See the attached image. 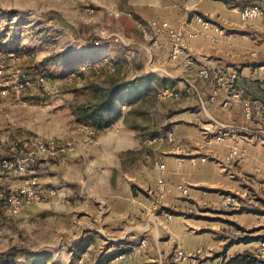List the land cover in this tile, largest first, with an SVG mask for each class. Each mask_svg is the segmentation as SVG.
I'll list each match as a JSON object with an SVG mask.
<instances>
[{
  "label": "crops",
  "instance_id": "crops-1",
  "mask_svg": "<svg viewBox=\"0 0 264 264\" xmlns=\"http://www.w3.org/2000/svg\"><path fill=\"white\" fill-rule=\"evenodd\" d=\"M252 4L264 11V0H164L136 11L139 22L167 21L183 32L196 28L202 34L184 39V55L178 61L169 58L163 36L158 47L147 50L151 70L163 71L184 85L150 92L159 102L148 110L145 141L122 115L110 120L116 133L100 135L95 158L79 164L82 150L58 158L64 180L81 184L89 176L100 184L58 217L72 226L76 215L83 216L87 228H79L83 222L77 221V238L87 244L93 232L100 233L111 242L104 251H112V264L119 255H124L119 264H182L172 260L180 253L195 256V264H264L258 255L264 241V197L258 189L264 182V16L242 21L239 15ZM197 16L212 27L202 29L194 21ZM184 57L191 58V66L183 67ZM202 69L209 70L206 80L199 76ZM233 74L235 91L255 112L252 124L245 122L241 102L223 106V86L216 100L209 101L214 81L229 83ZM217 134L224 142L208 143ZM146 143L148 153L141 151ZM233 145L245 149L246 155L227 163ZM128 152L135 154L125 169ZM155 161L165 166L163 194L157 190ZM179 187L187 189L186 196ZM227 198L233 199L228 209ZM228 223L262 239L230 245L241 232ZM142 240L145 247L139 249Z\"/></svg>",
  "mask_w": 264,
  "mask_h": 264
},
{
  "label": "rangeland",
  "instance_id": "rangeland-1",
  "mask_svg": "<svg viewBox=\"0 0 264 264\" xmlns=\"http://www.w3.org/2000/svg\"><path fill=\"white\" fill-rule=\"evenodd\" d=\"M163 3L0 0V253L17 250L14 257L0 259V264H112V251H104L111 242L104 241L100 233L93 232L87 244L77 238L76 222H83V216L75 214L72 226L68 219L58 217L68 212L72 202L84 201L92 188L100 189L95 177H83L81 184L70 182L62 177L58 158L43 161L35 174L42 189L55 190L56 197L12 215L7 212L6 199L22 178L8 171L4 163L13 159L15 148L35 138L71 142L74 152L62 158L82 150L79 164L90 156L95 158L100 153V135L117 132L110 126L114 116L84 121L93 113L86 105L103 98L130 95L128 104L119 105L121 113L114 119L124 115L140 132L141 140H146L147 113L157 101L150 92L184 85L146 65L147 50L153 45L143 38L136 11ZM84 128L98 132L93 131L95 144L83 143ZM141 151L148 153L147 143ZM132 154H126L125 169L132 165ZM79 228L87 226L83 222Z\"/></svg>",
  "mask_w": 264,
  "mask_h": 264
},
{
  "label": "built area",
  "instance_id": "built-area-1",
  "mask_svg": "<svg viewBox=\"0 0 264 264\" xmlns=\"http://www.w3.org/2000/svg\"><path fill=\"white\" fill-rule=\"evenodd\" d=\"M130 14V12H127ZM240 18L242 21L253 20L255 18H261L264 16V11L258 5H248L243 7L240 10ZM130 16V15H128ZM194 21L197 24H200L202 29L207 30L212 27V25L203 20V18L197 16L194 17ZM138 28L145 39L152 40L153 47H157L158 38L165 36L169 42V58L172 61H178L184 55L183 41L185 38L194 40L197 37L201 36L202 32L194 28L190 31L183 32L182 29H176L172 27L167 21H152L149 24H144L138 22ZM152 32V35L150 34ZM184 68H187L192 65V60L189 57H184L182 61ZM264 72V67L262 68ZM199 76L201 79L206 80L209 78L210 73L208 69H202L199 71ZM235 74L230 76L229 83H224L221 78L214 81L211 86L209 101H215L218 97L220 87L223 86L226 93V100L223 103L224 107L231 106L232 103L241 102L242 111L244 120L248 124L253 123L254 111L250 103L242 101L239 92L235 91L233 82L235 80ZM87 130V136L83 139V143L87 145H93L96 142V137L94 132L90 129L84 128ZM244 132H248V128L242 129ZM216 141L218 143L224 142V136L222 134H217L208 140V143L211 141ZM74 145L71 142H57L52 139H41L35 138L24 142L15 148V156L9 162L4 163V167L11 171L16 176L22 178L17 189L11 191L6 199L7 212L12 215L18 214L23 209L40 204L45 201L47 198L56 197L55 190H45L42 189L38 181V176L35 174L36 168H38L39 163L46 161L48 159H56L69 155L74 152ZM246 155V150L243 148H238L236 145H233L229 148V152L225 157L227 163H231L234 160H242ZM204 159H202L203 161ZM154 167L158 173L157 180V190L159 194H163L165 190V182L162 178V175L165 171V166L159 162H154ZM258 189L261 195L264 197V182H261L258 186ZM183 196H186L188 191L185 188L179 187ZM233 199L227 198L225 200V205L232 204ZM164 217H169L168 214L161 213ZM145 247V241L142 240L138 244V248L142 249ZM259 257H264V241H261L258 249ZM124 255L117 256L116 260L123 259ZM173 262L182 263V264H195L197 258L195 256H188L185 254H178L174 257Z\"/></svg>",
  "mask_w": 264,
  "mask_h": 264
},
{
  "label": "trees",
  "instance_id": "trees-1",
  "mask_svg": "<svg viewBox=\"0 0 264 264\" xmlns=\"http://www.w3.org/2000/svg\"><path fill=\"white\" fill-rule=\"evenodd\" d=\"M252 5H255V4H252ZM129 100H130V95H128L126 98H116V99H111V100H106L105 98H103L99 101H96L93 105L88 104V105H86V107L92 108L93 113L86 115V120H84V121H87V122L96 121V120L100 119V117H103V116H110V117L114 116L115 117V115L118 113V111L120 109L119 105L120 104L121 105L128 104ZM93 131L96 134H98L97 131H95V130H93ZM228 224L234 226L241 233H244V236H240V237H237L235 240H232L230 242V245L236 244V243H244L245 244V243H250V242L262 239L260 237L249 236V234L251 232L245 231V230L239 228L238 226H236L235 224H232V223H228ZM225 247H228V246H225ZM16 252H17V250L15 248H12V249H9L5 252H2V253H0V259L7 260L11 257H14ZM37 258H38V256H37Z\"/></svg>",
  "mask_w": 264,
  "mask_h": 264
}]
</instances>
